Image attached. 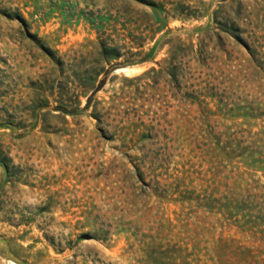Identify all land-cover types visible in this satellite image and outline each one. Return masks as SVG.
I'll use <instances>...</instances> for the list:
<instances>
[{"label":"rangeland","instance_id":"374dc122","mask_svg":"<svg viewBox=\"0 0 264 264\" xmlns=\"http://www.w3.org/2000/svg\"><path fill=\"white\" fill-rule=\"evenodd\" d=\"M0 264H264V0H0Z\"/></svg>","mask_w":264,"mask_h":264},{"label":"trees","instance_id":"16d2710c","mask_svg":"<svg viewBox=\"0 0 264 264\" xmlns=\"http://www.w3.org/2000/svg\"><path fill=\"white\" fill-rule=\"evenodd\" d=\"M149 5L151 8V12H152L151 15L153 14V16H154L152 18V22H151L152 25L150 26V29H149L150 32L148 34H144L143 38L137 43L138 46L143 44L144 37L145 38H148V37L153 38L155 36L156 32L162 30V28L167 25L168 17L170 15L169 10L167 8H164L163 4H158L155 2H149ZM162 13H163V15H162ZM145 15L150 16L149 13H145ZM169 31H171V27H167V29H165L162 34H166ZM111 39H113V38H111ZM108 41H109L108 38H100L98 44L96 45V49H95L96 53L99 55V58H96L95 61H99L100 59H104V61L108 65L103 64V65L99 66L97 69L92 70V74H91L92 80H91V82H89V84H85V83L80 84L79 83V85L81 87H83L82 91H84L87 87H90L93 85V89H91L90 94L86 97V101H85L83 108L88 107L93 94L99 88L102 87V85L105 81V76L100 77L97 80V83L95 85L92 84L95 77H97L98 74L102 70L107 73V72L111 71L112 69L119 68L121 66H125L128 63L142 62L146 59H151V53H152L151 50H152L153 46L150 47L149 50H147V51H144L142 48L136 49V51L133 52V54L137 55V57H135V58L126 59L123 61H113L112 62V61H110L112 59V57H118L119 55H121V50L119 49L118 45L107 44ZM49 51H48V53L50 54L52 59L54 58L55 62L58 65L63 64V60L60 57L55 58L53 56L54 52L52 50H49ZM174 60H175V57H174ZM190 60L188 59L187 63H186V65L189 68L192 66ZM167 62L168 63L166 65L160 64V66L158 68L152 67V69L156 71V76L154 77L153 80L159 81L162 78V73L165 72L167 75L170 76L171 82L172 81L174 82V87L176 89V93H178V91H179L178 89H179V87H181L180 86L181 73L179 71V63H177V61L175 63H172V51H170V55L168 57ZM196 64L197 65H195V68H197L201 65V61L197 59ZM138 76H140V75H138ZM71 82H72V86H74V80L73 79H71ZM60 84H61L60 88H65V87L70 88L71 87V85L69 86L67 83H65V84L60 83ZM194 84H196V82H193L190 85H194ZM52 87L53 86L51 85V87H50L51 90H49L50 91L49 94L53 93ZM202 93L203 92L200 89L192 88L191 90L186 91L182 96H175V98L180 99V100H184V102L189 103V104L198 103L199 105H201L203 103V99L200 98V95H202ZM79 94H80V92H77V93L73 92L71 95L66 96L65 98L58 96L60 98H57L58 102L53 104L52 108L58 109L64 113L75 112L77 104L79 103V98H78ZM96 115H97V118L100 119V121H101V119H102L101 115H103V113L102 114L100 113V115H98V114H96ZM134 118H136V117H133V119ZM133 125H135V123H133ZM114 134H116V131L109 132V135L111 137ZM118 135H119L120 139L122 140L124 146H127V143H125V142L130 141L133 138L138 136L137 132H136V126H134V128H132V129H130V127H128V129L126 131H124L122 133H118ZM128 147H130V145ZM131 151L134 152L135 150H131ZM127 155H132V154L127 153Z\"/></svg>","mask_w":264,"mask_h":264}]
</instances>
